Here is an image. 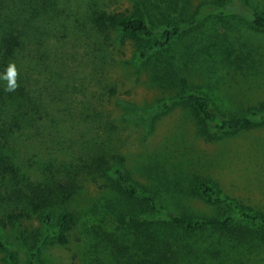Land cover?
<instances>
[{
    "label": "rangeland",
    "instance_id": "obj_1",
    "mask_svg": "<svg viewBox=\"0 0 264 264\" xmlns=\"http://www.w3.org/2000/svg\"><path fill=\"white\" fill-rule=\"evenodd\" d=\"M49 1L53 7L47 8V15L52 14V20L42 29L46 48L52 52L51 59L57 60L59 54L60 62H67L56 70L72 71L76 78L61 82L55 91L57 101L46 100L58 111L60 121H72L75 127L60 131L58 147L80 146L94 137V143L107 145V154L125 159L122 168L140 189L160 193L172 215L196 220L217 214L196 196V179L208 180L223 197L264 214V121L256 120L251 130L207 139L199 134L198 123L184 103L174 101L168 108L163 106L188 92L209 97L225 117H247L264 106V29L238 16L205 14L204 5L229 0H149L150 23L177 25L180 34L167 48L147 51L141 58L139 43L121 40L115 32H110L108 40L89 39L75 20H85L92 2L100 1L112 11L132 12L135 2L141 8L144 0ZM241 1L264 16V0ZM21 9L19 0H0L4 15L15 16ZM75 36H82L83 43L74 44ZM53 79L44 73L41 82H48L49 89ZM87 107L94 111L84 120ZM46 132L42 135L44 144H48ZM180 186L185 190L183 195L177 192ZM107 204L116 206L109 212L114 216L118 210L130 215L119 196L88 184L74 203L73 210L81 219L70 232L69 243L58 246L47 242L39 263L128 264L131 234L123 240L111 236L108 240L102 232L106 220L102 207L91 213L92 226L84 221L91 207ZM136 208L141 215L143 207ZM27 224L31 225L28 231L40 226L33 220ZM13 231L8 228L0 232L6 246L0 249V264H8L7 247L14 249L17 264H27L28 245L17 241ZM172 235L181 255L165 264H264V244L258 240L218 258L216 253L223 250L219 243L229 239L235 244L227 234L177 229Z\"/></svg>",
    "mask_w": 264,
    "mask_h": 264
},
{
    "label": "trees",
    "instance_id": "obj_2",
    "mask_svg": "<svg viewBox=\"0 0 264 264\" xmlns=\"http://www.w3.org/2000/svg\"><path fill=\"white\" fill-rule=\"evenodd\" d=\"M19 1L23 3V9L15 16L12 14L13 19L9 13L0 12V74L10 62L16 64L19 72V87L13 92L5 91L6 81L0 79V232L12 228L17 241L28 245L27 264H40L39 255L47 242L58 246L69 243L70 232L81 219L73 210L74 203L88 184L119 196L128 207L126 211L130 215L124 216L125 212L118 210L114 216L109 213L110 209L115 210L114 204L115 207L111 204L94 205L84 218L85 223L92 226L89 225L94 219L91 213L96 207H102L106 210L102 232L108 240L110 236L119 241L132 235L128 264H165L176 260L181 250L172 233L177 229L186 232L214 230L232 237L235 244L229 239L219 243L223 250L216 253L218 258L256 240L264 244V214L223 197L208 180H195L196 196L218 212L211 218L194 220L184 215H172L160 193L140 189L132 175L122 168L125 159L107 154V145L105 148V144L94 143V137L83 141L80 146L58 147L60 131L67 132L66 126L75 127L72 121H60L58 111L46 100L57 101L55 91L61 82L76 78L72 71L56 70L57 66H65L67 62H60L59 54L55 56L57 60L51 59L52 52L44 42L46 34L42 29L52 20V14L47 15V8L53 7L52 1ZM148 1L141 2V8L135 2L132 12L129 9L112 11L100 5V1L92 2L85 20L76 19L75 22L79 30L95 41L99 37L108 40L110 32H115L121 40L139 43L142 58L147 51L167 48L180 34L177 25L154 26L150 23ZM204 12L207 15L238 16L255 28L264 29V16L241 0L206 4ZM82 36H75L74 44H82ZM93 45L97 46V42ZM44 73L54 78L49 89L46 88L48 82L44 85L41 82ZM174 101L184 103L198 123L199 134L207 139L251 130L256 126V120L264 121V106L247 117H225L203 94L188 92L176 100L167 101L164 108L170 107ZM93 111V108H85L84 120L89 119ZM76 117L81 118L82 113ZM45 131L48 144L42 141ZM70 147L77 150L70 152ZM178 189L180 195L185 193L181 186ZM137 206L143 207L141 215H138ZM227 207L231 212H221ZM31 220L39 222L40 226L28 231L31 225L27 223ZM5 247L0 237V249ZM6 250L8 264H17L14 249L7 247Z\"/></svg>",
    "mask_w": 264,
    "mask_h": 264
},
{
    "label": "clouds",
    "instance_id": "obj_3",
    "mask_svg": "<svg viewBox=\"0 0 264 264\" xmlns=\"http://www.w3.org/2000/svg\"><path fill=\"white\" fill-rule=\"evenodd\" d=\"M19 77V72L14 62H10L3 74H0V79L6 81L5 91L13 92L19 85L17 83Z\"/></svg>",
    "mask_w": 264,
    "mask_h": 264
}]
</instances>
